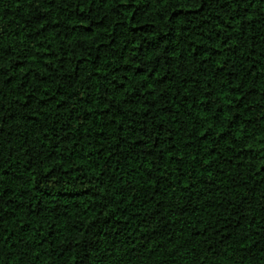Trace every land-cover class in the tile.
Masks as SVG:
<instances>
[{"label":"trees","instance_id":"1","mask_svg":"<svg viewBox=\"0 0 264 264\" xmlns=\"http://www.w3.org/2000/svg\"><path fill=\"white\" fill-rule=\"evenodd\" d=\"M0 264H264V0H0Z\"/></svg>","mask_w":264,"mask_h":264}]
</instances>
